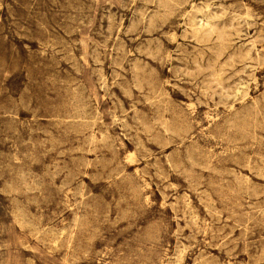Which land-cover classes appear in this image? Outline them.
Returning a JSON list of instances; mask_svg holds the SVG:
<instances>
[{"label": "clouds", "instance_id": "9594fccd", "mask_svg": "<svg viewBox=\"0 0 264 264\" xmlns=\"http://www.w3.org/2000/svg\"><path fill=\"white\" fill-rule=\"evenodd\" d=\"M25 11L0 58V264H264V0Z\"/></svg>", "mask_w": 264, "mask_h": 264}, {"label": "rangeland", "instance_id": "374dc122", "mask_svg": "<svg viewBox=\"0 0 264 264\" xmlns=\"http://www.w3.org/2000/svg\"><path fill=\"white\" fill-rule=\"evenodd\" d=\"M30 4V0H8V4L3 12H0V30L3 31L4 35L8 39V44L0 46V58H8L13 53L11 52V44L19 43L12 34L18 30V26L24 23L26 15V7ZM127 25V21H124ZM23 55V52H21ZM131 148V145H129ZM247 174V173H245ZM85 183H88L85 177ZM213 255H219L216 250H213Z\"/></svg>", "mask_w": 264, "mask_h": 264}]
</instances>
